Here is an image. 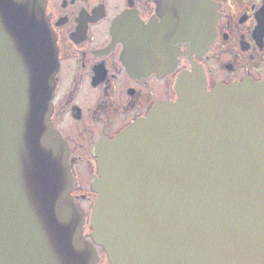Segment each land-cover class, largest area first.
Segmentation results:
<instances>
[{
    "label": "water",
    "instance_id": "95a60500",
    "mask_svg": "<svg viewBox=\"0 0 264 264\" xmlns=\"http://www.w3.org/2000/svg\"><path fill=\"white\" fill-rule=\"evenodd\" d=\"M45 5L0 0V264H98L97 247L108 264H264V79L208 91L196 69L177 78L174 102L93 149L85 239L50 123L58 61ZM131 28L122 16L113 29L129 53ZM200 29L176 35L196 41Z\"/></svg>",
    "mask_w": 264,
    "mask_h": 264
},
{
    "label": "flooded vegetation",
    "instance_id": "af4514ba",
    "mask_svg": "<svg viewBox=\"0 0 264 264\" xmlns=\"http://www.w3.org/2000/svg\"><path fill=\"white\" fill-rule=\"evenodd\" d=\"M45 3L58 61L50 123L66 144L71 196L82 212L84 237L89 239L88 215L95 200L90 184L97 176L93 149L145 118L156 105L174 102L177 78L185 72L202 73L208 91L216 85L263 80L264 0ZM122 16L132 26L127 31L134 37L131 53L113 32ZM190 24L207 31L200 29L196 41L176 35ZM140 43L151 45L148 58L142 56ZM170 45L173 59L167 51V57L157 61L155 48ZM72 131L77 134L71 136Z\"/></svg>",
    "mask_w": 264,
    "mask_h": 264
},
{
    "label": "rangeland",
    "instance_id": "374dc122",
    "mask_svg": "<svg viewBox=\"0 0 264 264\" xmlns=\"http://www.w3.org/2000/svg\"><path fill=\"white\" fill-rule=\"evenodd\" d=\"M69 133V132H68ZM71 136L73 135H76V131H72L69 133ZM96 252H98V264H108V262H106V257H105V254L104 252H102V250H97L96 249Z\"/></svg>",
    "mask_w": 264,
    "mask_h": 264
}]
</instances>
